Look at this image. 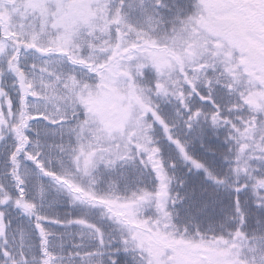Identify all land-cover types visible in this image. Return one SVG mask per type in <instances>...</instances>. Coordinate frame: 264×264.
<instances>
[{
	"label": "snow or ice",
	"instance_id": "6c2138e0",
	"mask_svg": "<svg viewBox=\"0 0 264 264\" xmlns=\"http://www.w3.org/2000/svg\"><path fill=\"white\" fill-rule=\"evenodd\" d=\"M0 264H264V0H0Z\"/></svg>",
	"mask_w": 264,
	"mask_h": 264
}]
</instances>
